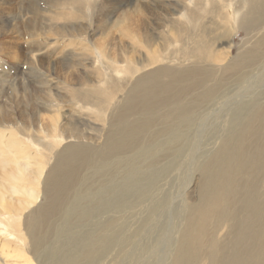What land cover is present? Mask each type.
<instances>
[{"label":"rangeland","instance_id":"obj_1","mask_svg":"<svg viewBox=\"0 0 264 264\" xmlns=\"http://www.w3.org/2000/svg\"><path fill=\"white\" fill-rule=\"evenodd\" d=\"M63 1L53 7L48 0H0V107L20 122L24 132L15 130L16 136L34 151L25 187L18 196L5 195L18 202V213H0V264H166L178 227L185 229V264H264V0ZM135 4L142 11L132 15L130 33L123 35L124 24L114 29L110 23ZM69 9L70 18L63 15ZM206 43L212 58L200 52ZM240 59L243 64L231 68ZM163 64L209 73L179 103L167 100L166 106L165 100L123 117L130 124L148 115L158 119L78 174L75 192L87 189L89 216L69 222L56 215L44 225L49 234L40 251H32L29 238L18 235L22 220L44 201V175L63 145L75 139L57 144L55 136L68 130L79 143L101 148L136 77ZM74 92L84 106L71 98ZM186 103V115L172 118L178 104ZM256 113L260 119H250ZM240 139L236 165L228 153ZM219 166L218 181L206 184L200 171ZM203 187L211 192L208 198ZM31 189L39 201L29 202ZM72 228L76 236L68 233Z\"/></svg>","mask_w":264,"mask_h":264},{"label":"bare ground","instance_id":"obj_2","mask_svg":"<svg viewBox=\"0 0 264 264\" xmlns=\"http://www.w3.org/2000/svg\"><path fill=\"white\" fill-rule=\"evenodd\" d=\"M77 1H79V0H77ZM241 1H243V0H241ZM48 2L53 7L59 6V5L61 7L62 6L61 4L65 5V3H66L63 0H48ZM72 2H74V1H72ZM104 2H105V0H104ZM177 2L180 3V1H177ZM67 3L70 4V6H71V2L68 1ZM128 3H129V1H128ZM95 7L96 6L94 4H92V9L95 8ZM113 11H117V9L116 8H112V12ZM141 11H142V9L137 4H135V7H133L132 11L129 10V11L121 12L119 14V17L116 20H114V21L112 20L113 22H111L110 25L114 29H117L118 27H120V26H122L124 24V27H122V29H124L125 31H123L121 33L123 35H126L129 32V19L133 18L132 15L136 14L137 12L141 13ZM63 12H64V10H63ZM117 12H119V11H117ZM170 12L168 11V13H170ZM69 13H72V14L69 15ZM156 13L157 12H155V16H156ZM58 14H62V12L58 13ZM63 15L64 16L67 15L70 18V16L73 17L74 13L71 10L70 11L67 10ZM55 16H57V14H55ZM233 16H235L234 18H237L238 14H234V15H232V17ZM57 17H59V16H57ZM97 20L99 21V19H97ZM130 23H132V22H130ZM144 23H145V21H144ZM103 25H104V23H103ZM108 28H110V27L108 26ZM57 30L59 31L60 29H57ZM77 30H78V32H81V31H83V28H79ZM95 34H96V32H95ZM102 41H104V40H102ZM199 43H200V41H199ZM193 44H195V43H193ZM198 45H200V44H198ZM157 46H159V45H157ZM157 46H155V47H157ZM210 46H211V43H210V45L207 44V43L206 44H202V48L203 49L201 48L200 52L205 54V55H207L209 58H212L214 56H212V51L210 50ZM197 48L199 49L198 46H197ZM131 49L134 50L136 48L134 47V49L133 48H131ZM195 52L197 53V51H195ZM223 56H224V54H223ZM243 61H244L243 59L238 60L231 68H233L235 66H240L241 63L243 64ZM189 67L190 68L185 69V70L184 69L174 70V69L170 68L169 65H164V66L160 65L157 68L153 67L154 69L152 68L153 69L152 71H150L148 73H145V74H141L138 77H136V78H139V79H135V81H134L133 85L131 86V88H130L129 92L127 93V95L122 99L121 102L118 103L117 112L114 111L115 112L114 116L111 117L110 127L113 128V131H111L112 133H110V135H108L106 133L107 134V138L105 140L106 142L101 144V146H102L101 148H96L95 145L87 144V143H84V142H80L79 143L80 139H77V135L72 133L71 131L68 132V130H66V131L64 130L65 132H62V133L58 134L57 136H55V142L57 144H61L68 137H74L75 139H73V140L71 139V140H69L68 142H66L63 145V147L59 150V152H60L59 157L56 159V161L54 162L53 165L48 167V169L46 171V173L44 175V178L42 180V195L41 196L44 197V201L42 202V204H39L34 209H31L30 211H28L26 213V216L22 220L23 233L19 232L18 235L21 236V237L24 235V236H27L29 238V241H30V243H31V245L33 247L32 251H34V252L40 251L41 248L40 249H37V248L42 247L46 236L49 234V231L44 228V225L47 224L48 222H50L56 215L59 214L60 217H63V219L61 218L62 220L69 221V222H72L74 219H79L81 216H83V218L85 216L87 217L88 211H89L88 210L89 209V207H88L89 203L87 205V202L84 201L85 200L84 198L87 197V195L89 193H87V189H84L83 186H82V189L79 188V190L77 192H75L76 186H77L75 184H79L81 182L80 179L78 180L79 182H77L78 174L82 173L83 169L87 168V166L93 164V162H95V161H102V162L105 161L109 156H111L114 153L115 148L117 149V151L123 149L126 146V142H125L126 140L124 138L129 137V138H134L135 139V137L140 133V131L143 128H145L149 123H152V122L154 123V121L156 122V120L158 119L157 116L148 115L146 113L148 116L142 117L144 119L143 122L141 121V119H139V121L131 122V124H130L128 122H124L125 120H123V117H127L130 113H132V111H134L136 109H140V110L141 109H148L149 107H151L153 105L156 106L157 103L160 104V103L165 102V100H166V103H164V104H166V106L168 105L167 103L172 102L171 100H175L177 102L179 100V102H180V98H179L180 96L188 93V91H187L188 89H190L192 86H195L199 81L201 82V81L204 80V78L208 77V73L209 72L208 73H204L203 70L196 69V68H194L192 66H189ZM158 78H160V79L167 78V80H165V81L161 80L160 81V80H158ZM145 80H149V81H148V83L146 81L147 84L144 85V83H145L144 81ZM164 93H168V97L167 98H165L163 96ZM205 93H206V91H205ZM258 93H257V95H256V93L254 94L255 97L258 96ZM196 94H199V93L196 92ZM213 94H215V93H213ZM200 95H202V94H200ZM82 96H87V94H82ZM184 96H188V94L184 95ZM71 98L72 99H76L75 103H80L79 104L80 106H84V102H83L84 98L81 97L80 100H79L80 102H78L75 92L73 94L71 93ZM184 98H186V97H184ZM182 99L183 98H181V101H182ZM192 99H194V98H192ZM262 99H263V97H262ZM81 100H82L83 104L81 103ZM167 100H170V101L168 102ZM186 102L188 103V101H186ZM189 102H191V101H189ZM192 102H194V100H192ZM197 102L198 101H196V103ZM199 102H201V101H199ZM95 105L99 106V105H97V103H95ZM160 105H163V104H160ZM172 105H174V104H172ZM187 106H188V104L185 107L178 104L179 109L176 108L177 109L176 110L174 108L175 109V112L173 110V114L174 115L172 114V110L170 108L169 111H171L170 113L173 115V117L170 114H169V116H171L172 118L176 119L175 116L176 117H182V116L186 115ZM176 107H177V103H176ZM181 107H184V108H181ZM258 108H259V106L255 110H257ZM126 112H128V114H124ZM259 114H261V113H259ZM255 117L260 119V116L258 115V113L253 114L250 119H254ZM19 118H20V121H22V120L25 119V116L19 115ZM250 119H249L248 125L246 126L247 128H249L250 125H251L250 124L251 123ZM19 124H20V122L16 121V119L13 116H10V113H8L3 107H0V213L2 211H5L6 214L9 215V216H11L12 214L15 215V212L17 211L15 206H16V203H18V202L11 203V201H9L11 199H7L8 200L7 201L5 198H6V196L8 194H10V195L14 194V195L18 196L20 194V192L23 190V187H25L26 184L25 185L22 184V179L27 174L26 172H27V168H28V159L30 158V153H34V151H31V150H29V152H28V149L26 148L27 144L23 141V139H21V138L19 139L16 136V134H18L19 132L15 133V130H18L20 132H24V131H22L23 127L21 125H19ZM12 128H14V129H12ZM253 128H256V127H253ZM242 131H243V128H242ZM246 132H247V130H246ZM242 133L244 134V131ZM22 134H24V133H22ZM241 138L245 139L246 136L245 137L243 136ZM263 139H264V137H263ZM223 141H225V139ZM234 142H235V140H234ZM25 145H26V147H25ZM243 145H244V143L241 140L240 143H237V145H235V149L233 148L234 151L232 153H230V152L228 153V158H230L231 160H235L236 165H238V159H239V156H240L241 149H242ZM259 148H260V146H259ZM258 153L260 155L261 152H258ZM222 161H223V159H222ZM204 163L206 164V162H204ZM101 164L102 163H99V165H101ZM188 164H189V162H188ZM99 165H97V166H99ZM103 165H105V164H102L101 166H103ZM207 165L209 166L210 164L208 163ZM97 166H94V168L97 167ZM105 166H107V165H105ZM210 167H211V165H210ZM221 168L222 167L216 169L215 171H213L212 168H210V169L206 168V170H204V172L202 171L203 170L202 168H199V169H202L200 171V173L205 175V178L207 180L206 184L210 183L212 185L213 177L218 181V178L221 176V175H216L215 174ZM96 170L99 171V169H96ZM200 173H199V175H200ZM200 177H201V175H200ZM29 178H30V176H29ZM104 179H105V176H104ZM202 179L203 178H200L199 184L202 183ZM88 182H89V180H88ZM88 182H86V183H88ZM104 182H106V181H104ZM83 184H85V183H83ZM203 184H201V185H203ZM28 185L29 184H27V186ZM214 185H215V183H214ZM30 187H32V184H31ZM205 188H204V190H205ZM26 189H28V188H26ZM114 191H115V189H114ZM203 193H205L204 197L208 198V195L211 192L207 188V190H205ZM29 194L32 195V198H33L32 199L33 201L31 202V198L29 197L30 198L29 199L27 197V199L29 200L30 203L37 202V200L39 201V199H38V191H35V190L31 189V191L29 190ZM29 194H27V195L29 196ZM68 196H70V200H71L70 203L67 201V197ZM96 196H97V194H96ZM25 202L26 201L24 200L23 203H25ZM67 202H68V205H67ZM88 202H89V200H88ZM30 203H28V204H30ZM20 204H22V203H20ZM24 206H26V205H24ZM21 207H23V206H21ZM21 207H19V210H20ZM21 210H22V208H21ZM17 213H18V211H17ZM179 214H178V217H179ZM0 216H1L0 219H2V216H5V214H0ZM180 217H181L180 219L183 218V214L182 213H181ZM187 218H188V216H187ZM4 220L6 221V218H4ZM81 220H82V218H81ZM101 222H103V221H101ZM7 224L9 225V227L12 226L10 223H7ZM76 225H77V222H76ZM17 226H18V223H17ZM93 228H94V226H93ZM11 230H13V229H10V231ZM176 230H177L176 234L178 235L177 236L178 239L176 240L177 243L175 245V248L172 249L173 252L169 253L168 259H170V258L171 259L166 264H168L169 262H171L170 264H185V261H186L185 255H183V251H182V250H185V245L183 244V238H185V229L180 230V228L178 227V229H176ZM97 231L98 230L95 229V231H93L92 233L96 234ZM13 232L15 233V231H13ZM68 233L70 235H72V236H76L78 234V232H76L74 230V228H72L71 230H68ZM173 233H174V230H173ZM77 262H78L77 260H72L71 264H77ZM238 264H242V261H239Z\"/></svg>","mask_w":264,"mask_h":264}]
</instances>
